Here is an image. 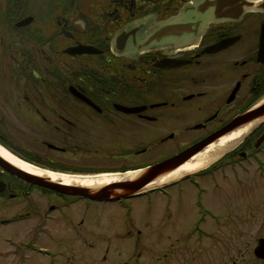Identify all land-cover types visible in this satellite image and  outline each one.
I'll return each mask as SVG.
<instances>
[{
    "label": "flooded vegetation",
    "instance_id": "1",
    "mask_svg": "<svg viewBox=\"0 0 264 264\" xmlns=\"http://www.w3.org/2000/svg\"><path fill=\"white\" fill-rule=\"evenodd\" d=\"M263 25L264 0H0V88L8 102L19 87L31 89L18 95L14 110L34 116V125L42 127L38 131L57 134L59 145L39 137L48 149L64 154L70 147L76 152L101 146L117 163L104 167L108 170L144 167L264 100ZM51 81L64 86L40 91V84L44 89ZM27 158L57 167L50 158ZM166 185L142 196L149 202ZM184 185L196 193L197 218L187 236L217 238L210 226L233 228L227 232L232 234L239 220H258L264 115L201 170L174 178L178 192ZM139 196L99 202L125 205L124 200ZM80 200L85 209L97 201L31 183L0 164V228L25 221L33 225L26 239L0 234L15 264H33V258L40 264L41 257L54 264L64 252L46 244L51 220ZM123 207L129 212L130 206ZM136 230L127 228L124 234L132 237Z\"/></svg>",
    "mask_w": 264,
    "mask_h": 264
},
{
    "label": "rangeland",
    "instance_id": "2",
    "mask_svg": "<svg viewBox=\"0 0 264 264\" xmlns=\"http://www.w3.org/2000/svg\"><path fill=\"white\" fill-rule=\"evenodd\" d=\"M35 84L39 86L38 82ZM62 84L51 81V85L44 84V89L43 84H40L39 89L58 92L61 90L60 86H64ZM17 91L20 93L16 94V99L8 102L0 88V146L23 160L26 157L50 158L57 162V167L41 162L34 164L53 171L70 173L73 170L65 171V168L81 166L90 170L99 168L96 173L89 172L92 175L116 173L104 168L117 163L105 156L101 146L98 150L94 147H82L79 151L77 148L76 152L70 147L69 152L63 154L42 145L38 141L41 135L58 145L59 138L55 136L56 133L50 135L38 131L42 127L34 125L38 123L33 119L34 116H26L14 110L18 106V95L21 97L31 89L19 87ZM20 100L22 102V98ZM195 195L190 186L184 185L182 191L178 192L173 183L151 195L149 202L146 201V195L124 200L125 205L131 207L129 212L124 211L125 205L118 202L95 201L90 203L89 209L83 207L85 201L72 203L63 208V217L58 216L50 223V240L46 244L49 243L51 248L64 252L63 255L58 254L54 264H264V259L253 255L257 238L264 236V196H258L259 202H262L258 206V220L248 223L239 220L232 234L227 232L233 228L210 226L217 238H205L197 237L196 233L186 235L187 228L197 218ZM40 201L43 202V199L40 198ZM13 205L10 210L17 206L16 203ZM245 211L246 209L238 212L239 216L244 215ZM52 214L58 215L55 211ZM31 222L2 227L0 234L14 233L18 238L26 239L33 227ZM127 228L137 229L132 237L125 236ZM107 248L109 257L103 261L102 255L107 252ZM11 251L10 246L0 240V264L16 263ZM72 252L74 255L70 256ZM165 254L167 257L161 260V256ZM39 260L40 264L46 263L45 258L41 257Z\"/></svg>",
    "mask_w": 264,
    "mask_h": 264
},
{
    "label": "water",
    "instance_id": "3",
    "mask_svg": "<svg viewBox=\"0 0 264 264\" xmlns=\"http://www.w3.org/2000/svg\"><path fill=\"white\" fill-rule=\"evenodd\" d=\"M262 50L263 47L261 48V51ZM261 115H264V100L245 110L227 126L213 132L209 136H206L205 138L188 146L184 150L176 153L175 155H172L147 167L133 170V172L137 173L131 178L124 179L115 183L104 184L102 186L90 187L78 184L67 185L59 182H53L45 176L35 175L24 171L16 167L15 165H12L1 155L0 164L11 173L20 176L31 183L50 188L60 193L85 196L94 200L111 201L119 199L121 197L130 196L138 193L139 191H142L146 188L148 183L175 169L176 167L187 161L192 155L201 151L209 143L214 142L219 137L227 134L228 132L236 128L241 127L244 124L252 122L256 117ZM253 252L256 257L264 259V237H260L258 239L257 244L253 248Z\"/></svg>",
    "mask_w": 264,
    "mask_h": 264
},
{
    "label": "bare ground",
    "instance_id": "4",
    "mask_svg": "<svg viewBox=\"0 0 264 264\" xmlns=\"http://www.w3.org/2000/svg\"><path fill=\"white\" fill-rule=\"evenodd\" d=\"M250 125L251 122L219 137L214 142H211L208 145H206L201 151L192 155L187 161H185L175 169L169 171L168 173L148 183L146 187L168 182L174 179L175 177H179L183 175L185 172L188 171L201 169L202 167L205 166L203 164H205L212 157H215L222 147L231 144ZM0 155L8 162H10L12 165H15L16 167L24 171H27L35 175L45 176L50 180H52L53 182H59L67 185L78 184V185H85L90 187L102 186L104 184L115 183L124 179L131 178L137 173L133 171L132 172L127 171L126 173L121 175V173L118 172L116 173L104 172V173L92 175V174H76V173L74 174L69 172H58V171L49 170L42 166L35 165L36 163L34 164V162L23 160L20 157L12 154L9 150H7L2 146H0Z\"/></svg>",
    "mask_w": 264,
    "mask_h": 264
},
{
    "label": "trees",
    "instance_id": "5",
    "mask_svg": "<svg viewBox=\"0 0 264 264\" xmlns=\"http://www.w3.org/2000/svg\"><path fill=\"white\" fill-rule=\"evenodd\" d=\"M26 159H29V160H31L30 158H27V157H26Z\"/></svg>",
    "mask_w": 264,
    "mask_h": 264
}]
</instances>
